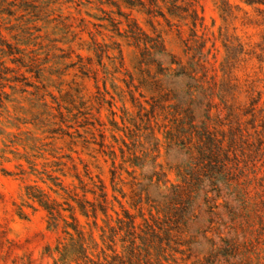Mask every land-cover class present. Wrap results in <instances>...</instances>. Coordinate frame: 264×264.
Segmentation results:
<instances>
[{"label": "rangeland", "instance_id": "1", "mask_svg": "<svg viewBox=\"0 0 264 264\" xmlns=\"http://www.w3.org/2000/svg\"><path fill=\"white\" fill-rule=\"evenodd\" d=\"M252 12L253 6L244 0H0V48L8 50L9 44L17 51L7 56L8 63L25 71L11 60L23 56L26 63L45 68L52 84L41 90L45 103L35 108L44 112L43 120L28 111L37 97L33 87L27 98L17 92L25 113L19 112L13 125H4L10 139L18 140L13 152L0 133V264H28L31 259L34 264L48 263L44 247L60 236L48 228L47 213L38 202L22 204L27 184L48 190L31 162L53 171L60 161L70 174L76 165L85 179L88 165L94 179L100 175L106 182L110 198L116 167L122 191L116 193L125 205L132 208V197H140L147 214H163L159 209L167 201V180L176 177L171 166L188 157L167 138V90L182 99L187 84L195 82L175 71L181 63L193 61L201 68L205 86L213 78L219 80L226 56L222 33L246 39ZM58 68L65 73L64 81L54 72ZM247 68L241 61L239 74L244 76ZM61 83L73 87L53 85ZM202 98L194 104L199 117L205 111ZM46 111L52 114L50 122ZM50 125H55V132L49 131ZM31 136L39 148L30 144L36 152L30 149L27 155L20 139ZM62 178L66 184L78 182L73 176ZM244 179L245 190L233 207L220 200L214 217V227L222 235L216 239L238 236L237 252L232 258L222 255L231 260L215 264H264V175L248 171L240 181ZM203 224L211 225L208 216ZM209 245L201 237L193 245L194 253L205 259ZM171 258L167 251V264H173Z\"/></svg>", "mask_w": 264, "mask_h": 264}, {"label": "trees", "instance_id": "2", "mask_svg": "<svg viewBox=\"0 0 264 264\" xmlns=\"http://www.w3.org/2000/svg\"><path fill=\"white\" fill-rule=\"evenodd\" d=\"M244 1L253 6L246 22L251 32L244 40L238 34L222 33L226 56L220 65V79L213 78L212 84L205 86L198 63L189 61L181 63L175 71L195 80L187 84L184 97L181 99L178 93L167 90V138L171 145L184 148L188 157L184 163L171 166L176 177L167 180L170 182L167 201L159 209V212L164 210L163 214H147L145 201L140 197L131 196L134 201L130 206L135 211L127 207L123 197L116 193L122 192L115 179L116 167L111 179L115 193L110 198L106 182L100 175L94 179L88 165L84 174L88 179H85L76 165L70 174L60 161L53 171L40 170L31 162L48 190L27 184L22 204L38 202L47 213L48 228L60 232L54 245L48 243L44 247L43 256H48L49 262L40 264H167V251L174 257L173 264H215L231 260L236 254L238 236L223 242L216 239L222 236L218 235V227H214L220 200L232 206L240 198L245 190L242 184L247 179L240 180L248 171L256 176L261 172L264 175V0ZM222 27L225 30L224 24ZM8 46V50L0 48V133L9 152H13L18 140L10 139L4 125H13L20 119L19 112H24L17 92H24L27 98L28 88L33 87L32 93L37 97L28 111L37 120H43L44 112L35 108L38 102L45 103L41 90H48L52 84L45 68L32 61L26 63L23 56L11 60L20 68L25 67V71L12 67L7 56L17 51ZM241 61L248 66L244 76L238 71ZM54 72L63 80V70L58 68ZM61 84L53 85L66 90L73 87ZM200 96L205 106L202 117L194 106ZM51 116L47 112L48 122ZM50 128L49 131H56L55 125ZM20 140L27 148V155L30 149L35 151L30 144L39 148L33 136ZM62 176H73L78 182L66 184ZM207 216L211 225L203 224ZM201 237L210 241L205 259L198 257L193 249ZM178 254L182 256L176 259ZM28 264H34L33 259Z\"/></svg>", "mask_w": 264, "mask_h": 264}]
</instances>
